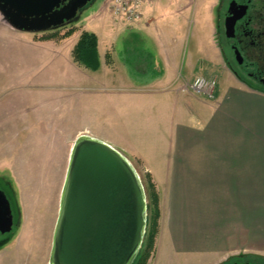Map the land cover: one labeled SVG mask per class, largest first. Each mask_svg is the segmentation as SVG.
Listing matches in <instances>:
<instances>
[{
	"label": "crops",
	"instance_id": "crops-1",
	"mask_svg": "<svg viewBox=\"0 0 264 264\" xmlns=\"http://www.w3.org/2000/svg\"><path fill=\"white\" fill-rule=\"evenodd\" d=\"M192 4L149 0L131 27L114 18L116 26L107 31L86 22L59 41L36 39L0 15V43L14 47L11 66H19V53L36 44L71 40L72 55L81 33H94L100 65L85 70L96 84L91 118L97 132L82 135L138 162L151 178L161 212L156 255L166 239L168 255L181 254L187 264L264 262V92L229 75L213 99L188 89L207 61L220 68L222 63L213 37L214 47L193 56L181 72L185 13ZM104 8L110 11L109 2ZM120 38L122 50L116 49Z\"/></svg>",
	"mask_w": 264,
	"mask_h": 264
},
{
	"label": "rangeland",
	"instance_id": "rangeland-1",
	"mask_svg": "<svg viewBox=\"0 0 264 264\" xmlns=\"http://www.w3.org/2000/svg\"><path fill=\"white\" fill-rule=\"evenodd\" d=\"M107 2L95 0L81 11L79 21L56 30L58 36L53 40H61L70 28L79 30L86 22L92 28L105 31L116 26L111 12L107 8L103 11ZM220 11L219 0H193L189 6L185 13L187 26L184 25L185 37L180 49L181 72L186 71L193 56L203 51L208 53L214 47L213 37L219 48L217 30ZM160 24L158 27H162ZM121 25L131 27L125 23ZM51 33L32 35L44 40L43 37ZM122 41L120 38L116 42V49L125 47ZM40 45L36 44L34 50L29 48L28 51L17 48L24 51L19 53V66H11V61L15 59L11 52L14 47L9 43H0V64H3V68L0 67V189L11 201L16 217L14 233L0 249V264H50L72 147L82 134L97 132L95 121L91 118L94 106H97L92 100L96 84L86 77L91 73L73 60L71 40L63 46L51 43ZM22 58L28 60V66ZM214 62L207 61L200 75L216 76L218 85H225L229 73L213 66ZM128 160L145 187L147 174L138 162ZM146 197L147 228L144 239L150 229L147 191ZM2 239L6 237H0V241ZM158 246V255L154 244L147 264L188 263L181 254L168 255L166 239ZM244 262L264 264L258 259H236L229 264Z\"/></svg>",
	"mask_w": 264,
	"mask_h": 264
},
{
	"label": "water",
	"instance_id": "water-1",
	"mask_svg": "<svg viewBox=\"0 0 264 264\" xmlns=\"http://www.w3.org/2000/svg\"><path fill=\"white\" fill-rule=\"evenodd\" d=\"M95 0H0L12 28L46 33L79 21ZM226 15V29L237 17ZM147 228V197L130 161L88 135L72 147L61 195L50 264H134ZM14 233L11 204L0 189V237ZM232 264H251L232 263Z\"/></svg>",
	"mask_w": 264,
	"mask_h": 264
},
{
	"label": "flooded vegetation",
	"instance_id": "flooded-vegetation-1",
	"mask_svg": "<svg viewBox=\"0 0 264 264\" xmlns=\"http://www.w3.org/2000/svg\"><path fill=\"white\" fill-rule=\"evenodd\" d=\"M232 4L238 7L231 10L230 16L238 19L233 29L227 31L226 15ZM219 7L221 69L238 83L264 92V0H219ZM12 214L15 225L13 210Z\"/></svg>",
	"mask_w": 264,
	"mask_h": 264
},
{
	"label": "trees",
	"instance_id": "trees-1",
	"mask_svg": "<svg viewBox=\"0 0 264 264\" xmlns=\"http://www.w3.org/2000/svg\"><path fill=\"white\" fill-rule=\"evenodd\" d=\"M63 29V28H62ZM59 30V29H58ZM77 30L74 28H70L62 37V39L70 37L74 32ZM57 31H53L51 35L43 37V39H54L58 35L56 34ZM72 57L74 61L78 64L83 65L84 67L90 70H97L99 68L100 62L98 58V38L94 33L83 31L80 35L79 41L75 45ZM146 191L148 194V201H149V225L150 229L142 243L141 250L139 255L137 256L134 264H147L150 255L154 249L155 238L157 235V226H158V219L160 217L159 212V199L155 191V186L152 183L151 178L149 175L146 176L144 179ZM11 204V203H10ZM12 207V206H11ZM13 234H10L6 237V239H2L0 241V249L9 242V238Z\"/></svg>",
	"mask_w": 264,
	"mask_h": 264
},
{
	"label": "built area",
	"instance_id": "built-area-1",
	"mask_svg": "<svg viewBox=\"0 0 264 264\" xmlns=\"http://www.w3.org/2000/svg\"><path fill=\"white\" fill-rule=\"evenodd\" d=\"M149 0H108L110 11L114 19L121 21L128 26L139 23L142 19V7ZM218 85L216 76H199L188 84V89L195 94L214 98V93Z\"/></svg>",
	"mask_w": 264,
	"mask_h": 264
}]
</instances>
